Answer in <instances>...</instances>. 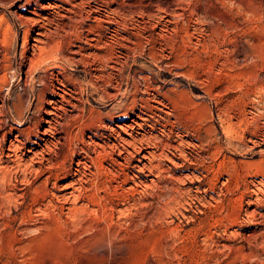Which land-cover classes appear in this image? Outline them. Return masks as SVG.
Segmentation results:
<instances>
[{"label": "rangeland", "instance_id": "rangeland-1", "mask_svg": "<svg viewBox=\"0 0 264 264\" xmlns=\"http://www.w3.org/2000/svg\"><path fill=\"white\" fill-rule=\"evenodd\" d=\"M62 1L0 0V264H264V0Z\"/></svg>", "mask_w": 264, "mask_h": 264}, {"label": "bare ground", "instance_id": "bare-ground-1", "mask_svg": "<svg viewBox=\"0 0 264 264\" xmlns=\"http://www.w3.org/2000/svg\"><path fill=\"white\" fill-rule=\"evenodd\" d=\"M28 1V0H27ZM30 1V0H29ZM63 1H66V0H63ZM62 1V2H63ZM70 1V0H69ZM71 2V1H70ZM24 3H25V1H24ZM27 3V2H26ZM36 3V2H35ZM48 3V5H49V2H47ZM38 4V3H37ZM41 4H42V2H41ZM46 4V3H45ZM60 4H61V2H60ZM47 5V4H46ZM52 5V4H51ZM58 5V4H57ZM57 5H55V6H57ZM71 5V4H70ZM24 6H26V5H24ZM40 6V5H39ZM50 6V5H49ZM64 6V5H63ZM60 7H61V5H60ZM59 7V8H60ZM66 7V6H65ZM68 8H69V6H67ZM49 8V7H48ZM34 9V8H33ZM74 10V9H73ZM72 10V11H73ZM58 11V14H60L59 12H61V10L59 11V10H57ZM70 11H71V9H70ZM46 12V11H45ZM36 13V12H35ZM62 13V12H61ZM41 14V13H40ZM52 14V13H51ZM54 14V13H53ZM63 14V13H62ZM67 13H65V16H67L66 15ZM23 15V14H22ZM43 15V14H42ZM45 15V14H44ZM20 16H21V14H20ZM24 16V15H23ZM29 16V15H28ZM36 16V15H35ZM46 16V15H45ZM55 16V15H54ZM58 16V15H57ZM60 16H62V15H60ZM64 16V15H63ZM62 16V17H63ZM69 16V15H68ZM0 17H1V15H0ZM37 17V16H36ZM51 17V16H50ZM82 17V16H81ZM86 17V16H85ZM21 18H22V16H21ZM26 18H27V16H26ZM26 18H24V19H26ZM31 18H34V17H31ZM46 18V17H45ZM71 18V17H70ZM76 18V17H75ZM97 18V17H96ZM28 19V18H27ZM26 19V20H27ZM40 19H42L41 17H40ZM47 19V18H46ZM52 19V18H51ZM50 19V20H51ZM64 19V18H63ZM78 19H80V17L78 18ZM85 19V18H84ZM2 20V19H1ZM32 20V19H31ZM30 20V21H31ZM34 20H35V23H36V19L34 18ZM37 20H38V18H37ZM75 20H77V19H75ZM83 20V19H82ZM96 20H98V19H96ZM23 21V20H22ZM45 21V20H44ZM48 21H49V18H48ZM29 22V21H28ZM34 22V21H33ZM45 22H47V21H45ZM44 22V23H45ZM51 22V21H50ZM72 22V21H71ZM96 22V21H95ZM31 23V22H30ZM42 23V22H41ZM40 23V24H41ZM68 23V22H67ZM2 24V23H1ZM11 24V23H10ZM32 24V23H31ZM42 25H43V23H42ZM29 26V25H28ZM35 26V25H34ZM41 26V25H40ZM83 26V25H82ZM48 27V26H47ZM6 28V27H5ZM4 28V30H6ZM28 28V27H27ZM34 28V27H33ZM81 28V27H80ZM86 28H88V27H86ZM72 29V28H71ZM29 30V29H28ZM39 30V29H38ZM49 30V29H48ZM78 30V29H77ZM99 31V30H98ZM5 32V31H4ZM27 32V31H26ZM38 32V31H37ZM36 32V33H37ZM43 32V30H41L40 32H38L39 33V35H36V36H34L33 37V39H34V41H33V45L32 46H34V47H39L40 45L38 44V42H40V41H42V39H41V37H39L40 35H43L44 33H42ZM45 32V31H44ZM47 32V31H46ZM6 33V32H5ZM49 33V32H48ZM52 33V32H51ZM3 35V37H4V34H2ZM27 36V35H26ZM46 36V35H45ZM44 36V37H45ZM2 37V38H3ZM88 37V36H87ZM26 38V37H25ZM24 38V39H25ZM50 38V37H49ZM48 38V39H49ZM1 39V38H0ZM9 38H8V36H5L4 37V42L6 43V41L8 40ZM81 39V38H80ZM86 39V38H85ZM101 39V38H100ZM26 41H27V46H28V41L29 40H27V39H25ZM46 40V39H45ZM44 40V41H45ZM82 40V39H81ZM88 41V40H87ZM8 42V41H7ZM25 42V41H24ZM53 42V41H52ZM41 43V42H40ZM47 43V42H46ZM85 43V42H84ZM87 43V45L89 46V47H92V48H94V46L95 45H93L92 43H91V41L90 42H86ZM85 43V44H86ZM74 44V43H73ZM77 44V43H76ZM104 44V43H103ZM46 45V44H45ZM26 46V45H25ZM50 46H52L51 44H50ZM49 46V47H50ZM79 46V45H78ZM98 46V45H97ZM24 47V46H23ZM34 47H32L33 49H34ZM76 47V46H75ZM85 47V46H84ZM84 47L83 46H80V49L79 50H77L76 48V50L75 49H70L69 50V52H64V51H62V59H63V61L64 62H66V63H73L74 62V60H75V58L76 57H74V54H77V53H80L81 55H82V61H83V59L85 58V55H88V54H90V53H83V51L82 50H84ZM111 47V46H110ZM54 48V47H53ZM52 48V49H53ZM85 48H87V47H85ZM95 48H97V47H95ZM112 48V47H111ZM26 49V48H25ZM39 49V48H38ZM46 48H42L41 50H40V53H38V51H36L37 53H29L28 55H30V56H28L29 57V59H30V62H31V66H30V68L28 69V71H26L25 73V75L27 76L28 75V73H29V71L31 70V73H30V75H31V78L33 79V78H35L36 76H38L39 77V75H37V74H35V71H34V69L33 68H36L38 65H40L41 63H42V61L44 60V55H43V53H41V51L43 52L44 50H45ZM52 49H51V51H52ZM35 50V49H34ZM49 50V49H48ZM54 50V49H53ZM56 50V49H55ZM55 50H54V52H55ZM59 51H60V49H58ZM57 51V50H56ZM61 51H60V53H61ZM25 53V52H24ZM56 53V52H55ZM59 53V54H60ZM93 53V52H92ZM11 54V53H10ZM13 54V53H12ZM51 54V53H50ZM93 54H96V53H93ZM4 55H5V53H4ZM25 55V54H24ZM92 55V54H91ZM99 55L101 56V57H104L105 55H103L102 53H99ZM98 55V56H99ZM51 56V55H50ZM56 57L58 56V55H55ZM93 56V55H92ZM99 56V57H100ZM52 57V56H51ZM78 57V56H77ZM1 58V57H0ZM53 58V57H52ZM50 59V60H53V59ZM58 58V57H57ZM87 58V57H86ZM24 59V58H23ZM27 59V58H26ZM56 59V58H55ZM59 59V58H58ZM98 59V58H97ZM101 59V58H100ZM10 60V58H9V55H5L4 56V64L2 63L1 64V66H0V80H2V79H6L8 76H7V74L9 73V69H11L12 68V64H11V61H9ZM48 60H49V58H48ZM90 60V59H89ZM96 60V59H95ZM99 60V59H98ZM46 61V60H45ZM77 61V60H76ZM80 62V61H79ZM84 62V61H83ZM107 62V61H106ZM63 63V62H62ZM77 64V63H76ZM28 67V66H27ZM40 67V66H39ZM117 67V66H116ZM119 68V67H118ZM22 72V71H21ZM39 72V71H38ZM52 72V71H51ZM103 74V73H102ZM55 75V74H54ZM53 75V76H54ZM64 75V74H63ZM10 76V75H9ZM56 76H58V75H56ZM69 76V75H68ZM73 76V75H72ZM71 76V77H72ZM145 76V75H144ZM37 77V78H38ZM65 77H66V75H65ZM15 78V77H14ZM55 78V77H54ZM67 78V77H66ZM111 78V77H110ZM21 79V78H20ZM25 79V78H24ZM51 79V78H50ZM72 79V78H71ZM76 79V78H75ZM74 79V80H75ZM104 79V78H103ZM9 80V79H8ZM26 80V79H25ZM24 80V81H25ZM47 80V79H46ZM58 81H59V83H60V85H62V86H65V83H66V80L67 79H62V78H60L59 76H58V79H57ZM117 80V79H116ZM42 81V80H41ZM52 81V80H51ZM57 81V82H58ZM8 82V81H7ZM32 82H34V81H32ZM43 82H47V81H43ZM76 82V81H75ZM109 82H111V81H109ZM27 83V82H26ZM51 83V82H50ZM50 83H49V85H50ZM106 83V82H105ZM151 83V82H150ZM42 84H44V83H42ZM69 84V83H68ZM118 84V83H117ZM120 84V83H119ZM47 85V84H46ZM53 85V84H52ZM56 85V84H55ZM76 85H78V84H76ZM20 86V85H19ZM59 86V85H58ZM58 86H56V87H58ZM103 86V85H102ZM33 88H34V86H32ZM42 87H45V86H42ZM10 88V87H9ZM61 88V87H60ZM117 88V87H116ZM149 88V87H148ZM32 89V88H31ZM35 89V88H34ZM1 90V89H0ZM9 90V89H8ZM26 90V89H25ZM41 90V89H40ZM53 90V89H52ZM56 90V89H55ZM59 90V89H58ZM61 90H62V92H56L54 95H56L57 96V98L55 99V100H53L54 101V103L52 104L51 103V107H49V109H44V110H46L45 112H46V115H42V120L46 123V125L44 126V128H43V130H42V134L44 135V137L45 136H47V135H50V136H54L56 133H57V130H58V126H59V124L61 123L60 121H59V117H61V110H64L66 107H64V105L65 104H70V105H72L74 108L75 107H79L78 106V102L76 103V102H74L73 100H71L70 98H68L67 97V95L65 94V92H66V89L65 90H63V87L61 88ZM36 91V90H35ZM57 91V90H56ZM68 91V90H67ZM9 92V91H8ZM11 92V91H10ZM37 92V91H36ZM42 92H43V90H42ZM40 93H41V91H39L38 92V98H41L40 97ZM67 93V92H66ZM114 94V93H113ZM117 94V93H116ZM165 94V93H164ZM10 96V95H9ZM73 96V95H72ZM74 97V96H73ZM78 98H79V96H77ZM37 99V98H36ZM39 100V99H38ZM37 100V101H38ZM46 100V99H45ZM44 100V101H45ZM50 101V100H49ZM20 102H21V100H20ZM52 102V101H51ZM132 104V103H131ZM155 104V103H154ZM33 105V104H32ZM151 105V104H150ZM138 106V105H137ZM156 106V105H155ZM158 106V105H157ZM82 107V106H81ZM12 108V107H11ZM18 108L20 109V104L18 103ZM73 108V109H74ZM84 108V107H83ZM163 108V107H162ZM21 109H22V107H21ZM72 109V108H71ZM79 109V108H78ZM13 110V109H12ZM67 110V109H66ZM65 110V111H66ZM168 110V109H167ZM166 110V111H167ZM65 111H63V112H65ZM73 111V110H72ZM78 111V110H77ZM81 111H83V109L81 110ZM154 111V110H153ZM163 111V110H162ZM169 111V110H168ZM68 112V111H67ZM83 113V112H82ZM81 113V114H82ZM2 114H3V112H2ZM78 114V113H77ZM19 116H21V112H19ZM76 116V115H75ZM81 116V115H80ZM160 116V115H159ZM22 117V116H21ZM73 117H74V115H73ZM1 119V118H0ZM25 119V118H24ZM40 119V118H39ZM99 119V118H98ZM171 119V118H170ZM180 119V118H179ZM65 120V119H64ZM67 120V119H66ZM94 121V120H93ZM155 121V120H154ZM179 121V120H178ZM39 122V121H38ZM66 122V121H65ZM71 122V121H70ZM68 123V122H67ZM66 123V124H67ZM92 123V122H91ZM94 123V122H93ZM100 123V122H99ZM87 125V124H86ZM94 125V124H93ZM98 125V124H97ZM128 125H130V124H128ZM134 125V124H133ZM10 126V125H9ZM24 126V125H23ZM19 127V128H17V134L15 135V137H16V139L15 140H13V143H12V145H11V147H13V148H15L16 147V150H17V147L19 146V145H17V143H16V141H20V138H19V135H20V133H22L23 134V132L24 131H26L27 129H30L31 128V126H27V127ZM66 126V125H65ZM100 126V125H99ZM12 127V126H11ZM168 127V126H167ZM125 128V124H117L116 125V127H112V128H110L111 129V132H113V133H115L116 134V139H118L119 141H122V142H124L125 141V139H126V137L125 136H123V134H122V131H123V129ZM126 129V128H125ZM124 129V130H125ZM67 130V129H66ZM122 130V131H121ZM127 130V129H126ZM126 130H125V132H126ZM141 131V130H140ZM95 132V131H94ZM130 132V131H129ZM166 132V131H165ZM184 132V131H183ZM77 133V132H76ZM79 133V132H78ZM100 133V132H99ZM66 134V133H65ZM112 134V133H111ZM171 134V133H170ZM180 134V133H179ZM3 135V134H2ZM25 135V134H24ZM28 135V134H27ZM30 135V134H29ZM68 135V134H67ZM79 135V134H78ZM148 135V134H147ZM168 135H169V133H168ZM66 136V135H65ZM133 137V136H132ZM163 137V136H162ZM166 137V136H165ZM176 137V136H175ZM208 137V136H207ZM211 137V136H210ZM3 138V137H2ZM72 138V137H71ZM76 138V137H75ZM77 138H78V136H77ZM84 138V137H83ZM135 138V137H134ZM133 138V139H134ZM139 138V137H138ZM154 139H155V137H153ZM70 139V138H69ZM143 139V138H142ZM148 139V138H147ZM149 139H151V138H149ZM32 140V139H31ZM44 140H45V143H46V141H48V139H46V138H44ZM129 140H131V138L129 139ZM136 140H138V139H136ZM139 140H140V138H139ZM144 140V139H143ZM170 140V139H169ZM178 140V139H177ZM183 140V139H182ZM65 141V140H64ZM79 141V140H78ZM103 141H104V139H103ZM135 141V140H134ZM189 141V140H188ZM194 141V140H193ZM203 141V140H202ZM253 141V140H252ZM24 142V141H23ZM129 142V141H128ZM142 142V141H141ZM165 142V141H164ZM183 142V141H182ZM100 143V142H99ZM108 143V142H107ZM154 143V142H153ZM158 143V142H157ZM168 143V142H167ZM180 143V142H179ZM192 143V142H191ZM11 144V143H10ZM19 144V143H18ZM116 145V144H115ZM123 145V144H122ZM134 145V144H133ZM185 145V144H184ZM229 145V144H228ZM20 146H22V145H20ZM51 146V145H50ZM49 146V147H50ZM100 146H101V144H100ZM111 146V145H110ZM164 146V145H163ZM168 146V145H167ZM177 146V145H176ZM188 146V145H187ZM209 146V145H208ZM10 147V146H9ZM105 147V146H104ZM112 147V146H111ZM115 147V146H114ZM205 147V146H204ZM19 148V147H18ZM42 148V147H41ZM96 148V147H95ZM139 148V147H138ZM192 148V147H191ZM221 148V147H220ZM11 149V148H10ZM45 149V148H44ZM70 149V148H69ZM105 149V148H104ZM178 149V148H177ZM217 149V148H216ZM216 149H215V151H216ZM15 150V149H14ZM43 150V149H42ZM48 150V149H47ZM80 150V149H79ZM100 150V149H99ZM108 150V149H107ZM119 150H121V149H119ZM128 150V149H127ZM130 150V149H129ZM161 150V149H160ZM219 150V149H218ZM38 151V150H37ZM98 151V150H97ZM101 151V150H100ZM123 151V150H122ZM155 151V150H154ZM162 151V150H161ZM183 151V150H182ZM23 152V151H22ZM49 152V151H48ZM106 152V151H105ZM120 152V151H119ZM158 152V151H157ZM186 152V151H185ZM37 153V152H36ZM56 153V152H55ZM134 153V152H133ZM181 153V152H180ZM211 153H212V151H211ZM128 154V153H127ZM132 154V153H131ZM135 154V153H134ZM145 154V153H144ZM151 154V153H150ZM193 154V153H192ZM176 155V154H175ZM33 156V155H32ZM170 157H171V155H169ZM34 157V156H33ZM32 157V158H33ZM139 158V157H138ZM150 158V157H149ZM30 159V158H29ZM52 159V158H51ZM81 159V158H80ZM148 159V158H147ZM192 159V158H191ZM15 160V159H14ZM22 160V159H21ZM35 160V159H34ZM163 160V159H162ZM8 161V160H7ZM121 161V160H120ZM150 161V160H149ZM153 161V160H152ZM159 161V160H158ZM175 161V160H174ZM16 162V161H15ZM27 162V161H26ZM26 162H24V164L26 163ZM31 162V161H30ZM29 162V163H30ZM177 162V161H176ZM1 163V162H0ZM52 163V162H51ZM88 163V162H87ZM125 163V162H124ZM151 163V162H150ZM10 164V163H9ZM93 164H94V162H93ZM101 164V163H100ZM173 164V163H172ZM29 165V164H28ZM53 165V164H52ZM90 165V164H89ZM150 165V164H149ZM155 165H157V164H155ZM160 165H161V163H160ZM97 166V165H96ZM181 166V165H180ZM147 167V166H146ZM148 167H152V166H148ZM155 167V166H154ZM163 167V166H162ZM170 167V166H169ZM1 168V167H0ZM37 168V167H36ZM153 168V167H152ZM158 168V167H157ZM3 169V168H2ZM6 169V168H5ZM15 169H17V168H15ZM38 169V168H37ZM90 169V168H89ZM107 169H109V168H107ZM111 169V168H110ZM159 169V168H158ZM166 169H168V168H166ZM170 169V168H169ZM1 170V169H0ZM40 170V169H39ZM81 170V169H80ZM116 170V169H115ZM144 170V169H143ZM164 170V169H163ZM2 171V170H1ZM7 171V170H6ZM11 171H13V169L11 170ZM23 171V170H22ZM32 171V170H31ZM111 171V170H110ZM79 172V171H78ZM82 172V171H81ZM113 172V171H112ZM128 172V171H127ZM152 172V171H151ZM182 172V171H181ZM95 173V172H94ZM118 173V172H117ZM130 173V172H129ZM187 173V172H186ZM2 174H3V171H2ZM10 174V173H9ZM56 174V173H55ZM86 174V173H85ZM167 174V173H166ZM1 175V174H0ZM5 174H3L2 176H4ZM7 175V174H6ZM49 175V174H48ZM168 175V174H167ZM184 175V174H183ZM186 175V174H185ZM60 176V175H59ZM139 176V175H138ZM203 176V175H202ZM201 176V177H202ZM29 177V176H28ZM192 177V176H191ZM27 178V177H26ZM210 178V177H209ZM22 179H25V178H23V176H22ZM134 179V178H133ZM5 180V179H4ZM86 180V179H85ZM251 180V179H250ZM29 181V180H28ZM144 181V180H143ZM248 181V180H247ZM80 182V181H79ZM137 182H138V180H137ZM46 183H47V181H46ZM75 183V182H74ZM107 184V183H106ZM43 185V184H42ZM77 185H79V184H77ZM81 185V184H80ZM131 184H129L128 186H130ZM138 185V184H137ZM249 185V184H248ZM263 185V184H262ZM66 186V185H65ZM73 186V185H72ZM64 187V186H63ZM123 187V186H122ZM101 188V187H100ZM249 188V187H248ZM79 189H81L80 187H79ZM198 191V190H197ZM255 191V190H254ZM262 192V191H261ZM3 193V192H2ZM257 193V192H256ZM5 194H7V192L5 193ZM10 194V193H9ZM257 196V195H256ZM259 196V195H258ZM7 197V196H6ZM11 197H12V195H11ZM75 198H76V196H75ZM78 202V201H77ZM255 213V212H254Z\"/></svg>", "mask_w": 264, "mask_h": 264}]
</instances>
